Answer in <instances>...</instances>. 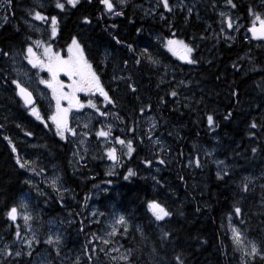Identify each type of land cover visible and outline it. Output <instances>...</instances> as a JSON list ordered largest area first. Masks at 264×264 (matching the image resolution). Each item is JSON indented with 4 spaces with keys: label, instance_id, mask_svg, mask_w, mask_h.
I'll list each match as a JSON object with an SVG mask.
<instances>
[{
    "label": "trees",
    "instance_id": "obj_1",
    "mask_svg": "<svg viewBox=\"0 0 264 264\" xmlns=\"http://www.w3.org/2000/svg\"><path fill=\"white\" fill-rule=\"evenodd\" d=\"M6 1L13 14L6 9L10 19L0 26V59L12 49L24 48L33 37L18 15L19 5L27 0ZM86 1L60 11L53 5L54 9L48 8L58 17L57 47L69 45L75 36L85 57L96 64L104 57L103 47H112L114 58L120 59L139 32L150 31L154 40L157 35L165 37L166 23L159 13L148 21L140 10L126 8L121 21L96 19L95 23L88 9H99V0ZM207 3L187 0L191 14L185 11L175 17L182 36L195 40L202 32L207 35L195 16L204 6L202 11L213 24V8ZM85 16L91 18L89 24ZM158 43L154 52L164 57ZM124 57L118 60L119 67ZM149 57L156 61L140 52L139 68L130 70L113 64V68H97L110 98L106 107L119 119L118 135L132 141V153L122 155L115 169L95 157L71 162L70 139L57 135L47 116L38 120L32 115L16 93L9 68L0 64V264H234L228 216L260 249L247 264H264V62L257 59V67L252 68H214L213 56L205 52L201 58L206 68H198L193 54L190 58L196 63L169 74L153 62L146 63ZM146 111L156 117V134L166 142L162 153L154 154L145 138ZM208 115L213 117L212 125ZM205 146L216 148L228 169L222 170L203 152ZM18 158L29 164L21 168ZM129 169L135 175L126 180ZM50 170H56L68 194L58 195L38 183L37 176ZM249 174L255 181L247 180ZM96 188L103 191L94 197ZM150 201L171 215L157 220L148 207ZM22 202L25 208L20 207ZM92 205L105 214L115 211L125 217L126 224L120 223L109 241V248L119 247L127 254L125 262L109 260L97 242L100 225L87 220ZM13 206L31 217L38 232L31 252L16 247L23 230L18 219L7 216ZM55 221L59 240L49 243L44 235ZM39 254L45 259L38 263Z\"/></svg>",
    "mask_w": 264,
    "mask_h": 264
},
{
    "label": "rangeland",
    "instance_id": "obj_2",
    "mask_svg": "<svg viewBox=\"0 0 264 264\" xmlns=\"http://www.w3.org/2000/svg\"><path fill=\"white\" fill-rule=\"evenodd\" d=\"M111 2L114 5L113 10L118 8L119 6L132 8L134 10L136 8L144 6L143 8L145 10L151 9L152 12L155 13L158 12V9H166L161 3V0H125L124 4H120L119 0H111ZM47 3L48 5H50L49 0H27L19 5L18 15L20 16L21 22L28 30L31 31L33 37L30 39L28 44L24 46V48H15L12 49L13 51H11L9 54H4L2 59H0V64L7 65L12 81H17L21 86L27 88L34 96L35 104L30 107V112L31 108L35 107L39 110L41 117L45 115L48 119V116H50L55 111V100L52 98V90L47 86V84L41 83L40 81L48 80L50 79V76L46 67H34L32 63H29L30 57L27 52V48L31 46L33 52L35 53V57L39 60L46 61L47 57L45 55V48L48 45H51L52 52H59L60 55L65 58L68 56V45L64 49L57 47L55 41L56 35L52 36L51 32L52 25L50 18L52 17V15H48L45 13V10H47L45 4ZM207 6L209 8H214L215 0H208ZM9 8L10 7L6 0H0V26L5 25L6 22L9 21L10 16L6 13V9L8 12L13 14L11 9ZM35 11L41 12L45 17H47V19L36 20L34 15L29 14L30 12L34 13ZM114 16L115 13L113 14V17ZM199 36H206V34L202 32ZM160 39L161 40H155L154 50L156 41H159L158 44H160L163 54H166L167 52L170 57V62L171 60H173L172 62L176 61L178 66H180L182 59L180 58L179 51L177 54H173V52L169 51L168 48L165 47L166 42L163 41V38ZM209 39H214V36L210 35ZM37 41H40V43L37 44ZM194 45L196 47L195 43ZM177 48L179 49V46H177ZM154 54L156 57H154ZM154 54L153 58L156 59V62L153 66H156L157 68H163V70L168 71L169 74H174L176 68H171L168 65L169 61L165 62L168 60L167 58L165 59L166 56H160L155 52ZM148 61L150 64L152 62V59H149ZM130 69L131 68H129L128 70ZM58 78L63 81L65 85L71 82L64 73H60ZM64 91H68L67 87H65ZM76 95L80 102L84 105V107L73 108L69 111L68 127L71 128L72 131L64 132V136L68 137L71 143V151L69 153L71 162H81L90 157H95L102 160V163L105 164L107 168L109 167L110 169H115L118 165L121 164L122 155L128 154V150L126 149L127 143L120 144L116 139L117 137H119L120 140L125 141V139L121 135H118L121 129L120 125L116 123V121H119L117 114L106 107L107 101H105L104 98L99 95V93L89 94L85 92H78ZM36 100L40 103L43 102L41 104L42 106H38ZM89 100H92V102L97 105L99 111H97L96 108H92L88 105ZM61 105L63 107H67V101L62 100ZM102 112H106L108 113V115L103 116L100 114ZM49 121L53 124V128L56 130L54 123L51 120ZM142 122L143 127L145 128V138H147L150 149L154 154L162 153L164 148L166 147V142H164L163 139L160 136L158 137L156 134V131L158 130L156 117L152 115V113H148V111H146ZM99 131L110 132V135L97 136L96 133ZM125 142H127V140ZM109 149H115V160L109 157ZM205 151L208 152L209 157L218 166L222 165V170L228 169V163L226 162V160L219 159V157L216 155V148L205 146L203 147V152ZM157 158L158 156L153 158L154 163ZM261 172L262 171H260V173ZM249 177L250 180L247 179L248 181H255L254 178H251V174H249ZM262 177H264V175H262ZM37 181H39L38 183L41 184L43 182L45 186L52 188L58 195L68 194V190H66L64 185L61 183V178L58 176L56 170H50L48 172L43 171L40 176H37ZM102 191L103 188H96L94 191V197L100 194V192ZM89 210L90 211L87 215V220L96 222L100 225L99 231H97L96 233V240L104 249V251L107 252V257H109V260L115 261L116 263L125 262L126 259H122V257H127V254H125V252H123L121 248H109V241L116 232L117 227L120 225L116 223V220L121 215L115 211L105 214L103 212H100L99 208H97L96 205H92ZM24 213L25 212L18 209L17 217L15 219H18L16 223L23 230V233H21L19 237V241L16 243V247L25 248L26 251L31 252V249L35 246L34 241L35 239L37 240L36 237L38 235V232H36V228L31 225V219L25 222L23 218ZM58 227L59 222L55 221L52 224L49 223V231L44 235V239L47 241L49 240V238H51L52 241H56L57 237H59ZM113 229H115V231H113ZM226 229L236 254V260L234 261V264H247L256 255L260 254V249L258 248L256 241L249 237L240 228V226H238L233 221L231 216H228L226 218ZM233 229L241 234L239 243L235 239ZM26 239L31 241V246L24 243V240ZM105 241H107V243H105ZM252 243H255V245L257 246L258 254H248L251 252ZM41 255L42 254L38 255L36 262L39 263L40 260L44 261L45 257Z\"/></svg>",
    "mask_w": 264,
    "mask_h": 264
},
{
    "label": "flooded vegetation",
    "instance_id": "obj_3",
    "mask_svg": "<svg viewBox=\"0 0 264 264\" xmlns=\"http://www.w3.org/2000/svg\"><path fill=\"white\" fill-rule=\"evenodd\" d=\"M90 2V0L86 1V3L88 4H90ZM168 3L171 10L164 9L162 11L158 9L157 12L160 14L159 17L165 20L166 23L165 37L163 38V41L167 42L168 39H179L184 41L185 44L189 45L193 49L190 57L193 54L197 55L199 63L198 68H206V64H203V60L201 58V56L204 55L205 52L213 56L214 68H252L257 67L255 65L257 59L262 63L264 62V37L261 36L259 39H253L251 31H249V29L253 26H260L259 21L256 19L257 14L262 19H264V0H232V4H228L226 0H215L214 11L212 13L214 24L212 25L208 23L206 14L202 12L204 6H200L201 8H199L195 16L198 19V22H201L202 30H205L207 32V35L197 37L195 41L196 47L194 45L193 38H187L184 37L185 35H181V33L179 32L180 24L176 23L175 21V17L178 15H182L183 12L186 11L190 13L188 11L187 1L168 0ZM97 4L99 5V9H96L94 12L92 10L91 12L88 9V11L93 15L92 19L95 21V23L96 19L98 18L101 19V21H121L125 14V11L127 10L126 7L119 6L114 10L112 9V11H108L105 6L100 3V0L99 2H97ZM232 5H235V7H233ZM45 6L47 8V10H45L46 14L57 17L55 12H48V8L54 9L55 4L53 5L54 7L52 5H48V3L45 4ZM143 7L144 6L136 8V12L139 13L138 10H140L142 13L141 15H143L144 17V20L149 21L154 19L156 13L152 12L151 9L145 10ZM54 10L60 11L56 7ZM114 13L115 16L113 17ZM116 13L122 14L117 15ZM188 13H186V18L188 17ZM221 13H223L224 15H221ZM90 20L91 18L88 19L87 24H89ZM229 23H231V27L228 26ZM58 24L59 23L57 17V33L59 32ZM92 26L94 27V25ZM99 28L101 29V32L104 33L103 29L101 27ZM97 33H99V31H97ZM137 35L138 38H135L134 45L133 47H131L132 50L130 51L129 48L126 49V54L122 53L120 59L114 58V49L112 47L101 48L100 53L104 57L102 61L100 59H96V64H94L93 61L89 60L86 57L92 64L93 70L98 74L99 72L97 71V68H139L140 52L141 54H145L147 56L153 55L155 51V38H152L153 34H150V31L139 32L137 33ZM141 35L142 37H140ZM210 35H213L214 39L210 40ZM159 38L158 40H161ZM65 47L61 49H64ZM144 49H147L146 53L143 51ZM116 53H118V50H116ZM129 56H134L136 58L135 62L133 61L134 63L128 59ZM165 56L168 59L167 62L169 61L168 65L171 68H185L184 65H188L189 63L187 60L182 59L181 65L178 66L176 61L172 62L173 60H171L170 62V57L167 52ZM122 57H124V61H122V67H119L118 60L121 61ZM130 62H132V66L130 65ZM147 62L149 63V61H146V63Z\"/></svg>",
    "mask_w": 264,
    "mask_h": 264
},
{
    "label": "snow or ice",
    "instance_id": "obj_4",
    "mask_svg": "<svg viewBox=\"0 0 264 264\" xmlns=\"http://www.w3.org/2000/svg\"><path fill=\"white\" fill-rule=\"evenodd\" d=\"M80 0H64V2H61V0H55V7L57 9H65L66 4L72 6L75 8ZM125 0H119L120 4H124ZM228 4H232V0H226ZM10 3V0H9ZM100 3L105 6V8L108 11H112L114 5L111 2V0H100ZM161 3L163 4L164 8L170 9L168 0H161ZM235 7V5H232ZM251 11V10H250ZM30 15H34L36 20H45L47 17H45L41 12L35 11L34 13L30 12ZM117 15H120L122 13H116ZM221 15H224L221 13ZM163 18V17H162ZM51 32L52 36H55L57 33V17L52 16L51 18ZM256 19L259 21V28L257 29L255 26L249 29V31L252 32L254 36L259 34L260 36L264 37V19H262L258 14L256 15ZM84 21L88 22V17H84ZM231 27V23L228 25ZM115 27V25H113ZM139 31V29L137 30ZM115 39V38H114ZM37 44L40 43V41L36 42ZM119 43V41H117ZM179 46V49L177 48ZM129 49H131V45L128 46ZM165 47L168 48L169 51L173 52V54H177L179 51V55L181 59L188 60L189 63H196L194 59L190 58V54L193 52V49L184 43L182 40H176V39H168ZM68 56L62 57L59 52H52L51 51V45H48L45 48V55L47 57L46 61L39 60L35 57V53L33 52V49L31 46L27 48V52L29 54V63H32L34 67L40 66V67H46L47 71L49 73L50 79L48 80H41V83L47 84V86L52 90V98L55 100V111L48 116V119L51 120L55 127H56V134L59 135L62 139L64 138V132L69 131L71 132L72 129L68 127V113L73 108H82L84 105L80 102V100L77 97L78 92H85L89 94L99 93L100 96L104 98L105 101L110 102V98L108 93L105 91L100 77L97 75L96 71L93 70L92 64L88 61V59L85 57V53L83 48L81 47L80 43L78 42L77 38L74 36L72 37L71 43L68 45L67 48ZM145 53L147 52V49L143 50ZM7 55V53H5ZM151 60L152 58L149 57ZM153 63L156 61L153 60ZM60 73H64L70 83L65 85L63 81H61L58 77ZM12 83L16 84L19 95L23 98L25 104L30 105L33 103L32 100V93L28 91L27 88L21 86L17 81H12ZM65 87H67L68 91H64ZM171 95L175 96L176 93L172 92ZM66 100L68 106L63 107L61 105V101ZM88 105L92 108H96L97 111H99V108H97V105L92 102V100L88 101ZM143 111V109H141ZM31 113L33 116H35L38 120L42 119L39 110L35 107L31 108ZM103 116L108 115L106 112L100 113ZM208 124H213V117L211 115H208L207 117ZM110 127V126H109ZM252 127L255 128V123L252 124ZM31 133H29L30 135ZM97 136H108L110 135V132L107 131H99L96 133ZM7 139V138H6ZM117 141L120 144L127 143L128 147V154H131L133 151L132 147V141L129 140L125 142L124 140H120L119 137L116 138ZM13 151H15V148H13ZM253 152L256 151L255 148L252 149ZM115 149H109L108 155L113 160L116 159L115 156ZM17 163L20 164V167L23 168L27 164H29V161H24L23 163L20 162L19 158L17 159ZM146 163H149L146 161ZM163 163V161H161ZM34 170V169H33ZM135 175V173L132 171V169L128 170V175H126L124 178L127 180L129 176ZM219 175V174H218ZM246 187V186H245ZM21 208H25L26 205L23 204V202L20 205ZM149 209L152 211L153 215L157 220H163L165 217L170 216L171 213L165 210L164 207H162L160 204H158L156 201H150L148 204ZM236 213H240V208L235 209ZM18 208L17 206H13L10 208V210L7 212V216L15 220L17 217ZM24 220L27 222L31 217L25 212L24 213ZM116 223H125L126 220L123 215H121L117 220ZM115 231V229H113ZM234 236L236 241L239 243L240 241V233L233 229ZM18 235V233H17ZM164 236L167 237L168 233H164ZM57 240H59V237H57ZM49 243H52V239L49 238ZM25 244H28L31 246L30 240H24ZM107 243V241H105ZM249 255L258 254L257 246L255 243L251 244V252L248 253ZM15 255L19 256L21 253L18 251L15 253ZM122 259H127V257H122ZM177 259H179L177 257Z\"/></svg>",
    "mask_w": 264,
    "mask_h": 264
},
{
    "label": "water",
    "instance_id": "obj_5",
    "mask_svg": "<svg viewBox=\"0 0 264 264\" xmlns=\"http://www.w3.org/2000/svg\"><path fill=\"white\" fill-rule=\"evenodd\" d=\"M257 29L259 28V27H256ZM251 34H252V32H251ZM252 36H253V39H259L261 36L259 35V34H257L256 36H254L253 34H252ZM24 87V86H23ZM29 91V90H28ZM30 92V91H29ZM16 93H17V95H18V97L24 102V100H23V98L19 95V92H18V89H17V87H16ZM32 100H33V103L32 104H30V105H27V104H25V102H24V104L27 106V107H31V106H33L34 104H35V98H34V96L32 95ZM12 220V219H11Z\"/></svg>",
    "mask_w": 264,
    "mask_h": 264
},
{
    "label": "bare ground",
    "instance_id": "obj_6",
    "mask_svg": "<svg viewBox=\"0 0 264 264\" xmlns=\"http://www.w3.org/2000/svg\"><path fill=\"white\" fill-rule=\"evenodd\" d=\"M183 1V0H182ZM49 2H50V5H54L55 4V0L54 1H51V0H49ZM178 11V10H177ZM181 11V10H180ZM213 11H214V8H213ZM207 18H208V16H206ZM214 24V23H213ZM57 35H58V33H57ZM57 35H56V37H57ZM158 35H157V40H158ZM160 39V38H159ZM195 41H196V39L194 40V43H195ZM154 42H155V40H154ZM140 65V64H139ZM41 103H43V102H41ZM119 120V119H118ZM118 122L119 121H116V123L118 124ZM66 139V138H65ZM70 151H71V143H70ZM85 161V160H84ZM84 161H81V162H84ZM79 163V162H78ZM53 172H55V171H53ZM89 225V224H88Z\"/></svg>",
    "mask_w": 264,
    "mask_h": 264
}]
</instances>
